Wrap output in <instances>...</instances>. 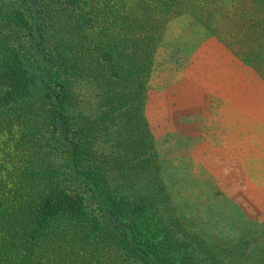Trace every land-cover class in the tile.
Listing matches in <instances>:
<instances>
[{
  "label": "trees",
  "instance_id": "trees-1",
  "mask_svg": "<svg viewBox=\"0 0 264 264\" xmlns=\"http://www.w3.org/2000/svg\"><path fill=\"white\" fill-rule=\"evenodd\" d=\"M254 4L264 0H0V264H226L171 214L163 182L142 186L157 166L146 81L183 12L264 68L244 35L248 22L264 28Z\"/></svg>",
  "mask_w": 264,
  "mask_h": 264
},
{
  "label": "rangeland",
  "instance_id": "rangeland-1",
  "mask_svg": "<svg viewBox=\"0 0 264 264\" xmlns=\"http://www.w3.org/2000/svg\"><path fill=\"white\" fill-rule=\"evenodd\" d=\"M253 15L264 21V4H254ZM262 30L248 22L244 35L264 51ZM211 38L243 62L246 73L251 71L264 83V68L257 61L236 54L189 12L169 19L146 81L144 110L157 166L146 177L141 175V182L145 190L156 189L157 180L163 182L171 214L188 232L205 239L226 264H264V190L258 173L264 163L253 159V152H263L264 147L256 146L257 132L240 140L227 130L209 88L210 68L205 61L198 62ZM76 89L84 111L98 115L100 99L90 85L80 79ZM261 108L257 117L264 115V105ZM104 143L99 142L102 149Z\"/></svg>",
  "mask_w": 264,
  "mask_h": 264
},
{
  "label": "crops",
  "instance_id": "crops-1",
  "mask_svg": "<svg viewBox=\"0 0 264 264\" xmlns=\"http://www.w3.org/2000/svg\"><path fill=\"white\" fill-rule=\"evenodd\" d=\"M205 45H208L204 46L206 52L200 55L198 62L205 61L203 65L210 68V72H207L209 88L215 95L214 102L220 105L227 130L232 133V138L240 140H244L248 133L257 132L256 146L264 147V115L257 117L263 111L264 83L251 71L246 73L245 64L221 42L211 38L205 41ZM253 159L264 163V150L253 152ZM258 173L264 190V166L258 168Z\"/></svg>",
  "mask_w": 264,
  "mask_h": 264
}]
</instances>
